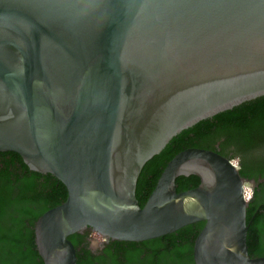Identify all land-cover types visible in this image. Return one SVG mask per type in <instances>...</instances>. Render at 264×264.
Here are the masks:
<instances>
[{"label": "water", "instance_id": "1", "mask_svg": "<svg viewBox=\"0 0 264 264\" xmlns=\"http://www.w3.org/2000/svg\"><path fill=\"white\" fill-rule=\"evenodd\" d=\"M263 96L264 0H0V152L68 192L35 222L44 264H77L74 234L143 242L199 222L194 264H264L234 159L186 149L136 197L175 136Z\"/></svg>", "mask_w": 264, "mask_h": 264}, {"label": "trees", "instance_id": "2", "mask_svg": "<svg viewBox=\"0 0 264 264\" xmlns=\"http://www.w3.org/2000/svg\"><path fill=\"white\" fill-rule=\"evenodd\" d=\"M219 140L222 142L218 152L229 157L227 152L233 149L235 154L231 158L239 160L242 177H264V96L202 120L175 136L142 169L136 190L140 206H144L173 157L189 148L210 150ZM0 155L4 159L0 167L3 181L0 185V264H44L36 247L34 225L46 211L66 201L67 189L51 174L31 171L18 154L0 152ZM17 162L21 164L24 176L13 185L6 174ZM199 185V177L181 176L177 179V192ZM260 189L252 196L247 208V243L252 258L264 257V185L260 184ZM259 206L261 208L256 211ZM203 226L204 222L191 224L141 243L114 242L116 250L109 246L104 253L111 257L112 264H133L135 260L149 264L158 261L194 264V242ZM82 238V234L69 237L77 249V264H101L102 258H93L85 248L78 249Z\"/></svg>", "mask_w": 264, "mask_h": 264}, {"label": "flooded vegetation", "instance_id": "3", "mask_svg": "<svg viewBox=\"0 0 264 264\" xmlns=\"http://www.w3.org/2000/svg\"><path fill=\"white\" fill-rule=\"evenodd\" d=\"M221 142H222L221 140H219L218 142H216L215 145L213 146V148L210 149V150H212V151L217 150L216 152H218L219 150H221L219 148V145H220ZM3 153H6V152H3ZM227 154L231 158V156H233L235 153H234L233 149L230 148L228 150ZM2 156L3 155H0V167L2 166L1 163L4 162V159H2ZM238 163L240 165L239 160H238ZM15 166L16 167L11 166V168L9 169L8 174H6V175L9 176V180H10V182L13 185L16 184V181L15 180H17L21 176H24V175H22L23 172H22V166H21V164H19L17 162L15 164ZM0 172H1V170H0ZM16 174H18V176H16ZM245 179L253 187V196H254V194H255L256 191H258V190L260 191L261 190L260 189V184L264 185V177H262L261 175H259V176H250V177H246ZM2 184H3V181L0 179V185H2ZM260 208H261V206H259L256 211H258ZM82 235H83V238H82V241H81V245H80V247L78 249L80 250L81 248H85V249H87L90 252V254L93 256V258H102V260L100 261L101 264H112L111 257L109 255H106L104 253V251L109 246H114V248H112V250L115 251L117 247H116V245L113 244L114 242H125V241H116V240H108V241H105V240H102V238L101 239H97L89 231L85 232ZM143 242H145V241H143ZM128 243H130V242H128ZM135 243H141V242H135ZM125 246H126V244H125ZM133 264H149V263H141L139 260L138 261L135 260V262H133ZM155 264H163V263L158 261V263H155Z\"/></svg>", "mask_w": 264, "mask_h": 264}, {"label": "rangeland", "instance_id": "4", "mask_svg": "<svg viewBox=\"0 0 264 264\" xmlns=\"http://www.w3.org/2000/svg\"><path fill=\"white\" fill-rule=\"evenodd\" d=\"M235 161L238 162V160H235ZM248 194L250 195V190H249ZM94 237H96L97 239H101V237L100 236H97V235H94Z\"/></svg>", "mask_w": 264, "mask_h": 264}, {"label": "bare ground", "instance_id": "5", "mask_svg": "<svg viewBox=\"0 0 264 264\" xmlns=\"http://www.w3.org/2000/svg\"><path fill=\"white\" fill-rule=\"evenodd\" d=\"M247 194H248V192H247ZM249 195V194H248Z\"/></svg>", "mask_w": 264, "mask_h": 264}]
</instances>
